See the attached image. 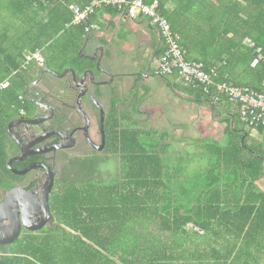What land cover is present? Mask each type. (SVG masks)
I'll return each mask as SVG.
<instances>
[{"label":"trees","instance_id":"trees-1","mask_svg":"<svg viewBox=\"0 0 264 264\" xmlns=\"http://www.w3.org/2000/svg\"><path fill=\"white\" fill-rule=\"evenodd\" d=\"M93 1L0 0V84L11 81L0 89L4 189L17 178L8 168L16 146L10 123L32 110L26 93L38 66L24 69L28 54L42 49L51 65L83 71L93 60L82 48L102 26L100 18L129 13L127 7H98L74 24L71 5ZM160 12L182 35L189 61L216 68L217 82L264 90V60L255 63L260 48L264 54V0H161ZM92 24L97 28L88 31ZM161 40L158 59L166 50ZM153 75H175V94L209 108L225 124L222 136L176 139L170 128L148 127L115 108L117 174L103 177L105 161L99 178L85 163L65 175L51 196L54 226L0 245V264H264V144L253 143L240 105L215 87L186 83L178 71L154 69ZM144 89L138 104L151 92Z\"/></svg>","mask_w":264,"mask_h":264},{"label":"flooded vegetation","instance_id":"flooded-vegetation-1","mask_svg":"<svg viewBox=\"0 0 264 264\" xmlns=\"http://www.w3.org/2000/svg\"><path fill=\"white\" fill-rule=\"evenodd\" d=\"M95 31L92 36L99 41L84 44L82 54L93 60L88 68H92L96 76L84 77L88 68L82 71L74 64L46 62L32 72V84L26 93L32 110L12 120L16 121L13 132L21 140L18 142L12 137L16 146L10 160L19 158L12 167L17 171H29L15 173L17 178L11 188L0 186V203L8 190L24 188L31 196L25 206L19 203V210L25 208L28 225L38 228L41 222L47 221L38 229L23 225L20 237L26 232L54 226L55 219L53 223L48 219L45 198L50 193L51 201L58 181L65 175L85 163L91 165L93 176L99 178L105 161H112L117 130L113 119L115 108L119 116L123 113L131 118L148 117L147 109H158L155 94L138 104L147 79L152 77L153 63L157 59L155 50L138 44L133 53L125 54L129 62L126 64L121 61L122 55L110 51L107 40L98 37ZM126 83L129 86L125 88Z\"/></svg>","mask_w":264,"mask_h":264},{"label":"built area","instance_id":"built-area-1","mask_svg":"<svg viewBox=\"0 0 264 264\" xmlns=\"http://www.w3.org/2000/svg\"><path fill=\"white\" fill-rule=\"evenodd\" d=\"M116 6L129 10L128 16L132 19L139 17L149 18L160 32L165 42L166 50L157 60L156 69L160 73L173 74L178 71L186 83H199L208 90L211 86L223 92L232 102L240 105L242 121L253 130L264 126V90L258 91L247 86H239L229 82H217L218 71L216 68L205 70L204 67L187 59V53L182 45V35L173 29L169 19L160 12L161 0H94L91 5L82 7L72 4L74 10V24L84 23L97 8L103 6ZM97 28L96 24L89 25L87 30ZM259 59L264 60L263 49H259ZM47 62L44 50L37 49L28 54L24 69L35 63L38 67ZM18 73V72H16ZM11 81L7 80L0 84V89H7ZM26 110L23 109L22 113ZM198 229V228H196Z\"/></svg>","mask_w":264,"mask_h":264},{"label":"crops","instance_id":"crops-1","mask_svg":"<svg viewBox=\"0 0 264 264\" xmlns=\"http://www.w3.org/2000/svg\"><path fill=\"white\" fill-rule=\"evenodd\" d=\"M100 21L102 26L99 27L98 31L96 30L97 33H99L97 36L106 39L109 43L108 49H110V51H112L115 55L117 53L122 55L121 57H123V60L121 61L126 62V64H129V62L128 59L125 58V54L128 52L133 53L135 51V46L138 44L147 50H155L156 53H158L160 48L164 49V44L161 40L159 32L145 17L133 20L129 18L128 15H124L116 19L106 15L105 17H101ZM92 41L98 42L99 38L92 36ZM157 60L158 58L153 63V69L151 71L152 77L148 78L145 83V87L151 90L145 99L147 100L150 95L153 96L154 94L157 97L156 99H158V95L161 94V99H163L165 106H167L163 107L158 105L156 114L158 113V116L164 117L168 120L169 125H174L177 122L170 121L169 119L172 117L181 118V116L176 115L175 110L178 111L180 108L187 109L186 113H189L188 116L191 115V117L187 118L188 120L184 118L182 120L180 119L181 121L179 120L178 124L187 125L189 127L191 126V129L193 128L194 130H197V134L221 137L225 129V124L213 119L211 111H208L209 108L197 107L192 101L182 99L175 94V90L172 85L177 84L180 81L175 75L169 77L168 79L153 75V71L157 66ZM159 79L162 83H157V80ZM124 85L125 88L129 86L127 83ZM158 85L160 88H157ZM143 92H145V89H143ZM167 109H169V111H166ZM232 109L235 110V106H233ZM150 111L149 113L151 114H148V117L151 115L153 116V112ZM198 125L205 126V129L198 128ZM250 135L253 143L256 142L260 145L264 144V129H252L250 130ZM259 186L264 191V176L259 181Z\"/></svg>","mask_w":264,"mask_h":264},{"label":"water","instance_id":"water-1","mask_svg":"<svg viewBox=\"0 0 264 264\" xmlns=\"http://www.w3.org/2000/svg\"><path fill=\"white\" fill-rule=\"evenodd\" d=\"M92 41V35L88 37L86 41V45H88ZM90 58V57H89ZM95 60V58H92ZM88 74H92L93 77L96 76L94 70L92 68H88L85 72L84 77L88 76ZM16 121H13L10 124V134L14 137L15 140L21 142V140L14 134L13 126ZM19 158H13L8 162V168L12 170L14 173L26 174L29 170L25 171H17L13 169L12 165L18 161ZM49 194H46L45 198V208L48 212V219L51 223L54 222V215L51 211L50 202H49ZM31 196V192L27 191L24 188H12L7 191L5 195V199L2 203H0V244L8 245L15 243L20 238V233L22 226L24 225L28 229H38L44 227L45 221L41 222L38 225V228H33L28 225V217L26 216L25 208L23 210H19V203L25 206L28 198ZM21 215L23 217H21Z\"/></svg>","mask_w":264,"mask_h":264},{"label":"rangeland","instance_id":"rangeland-1","mask_svg":"<svg viewBox=\"0 0 264 264\" xmlns=\"http://www.w3.org/2000/svg\"><path fill=\"white\" fill-rule=\"evenodd\" d=\"M157 83H162V82L159 79V80H157ZM157 88H160L159 85H158ZM158 96L159 97L157 99V105H161L163 107H167V106H165V103H164L163 99H161L162 98V95L159 94ZM147 110L148 111L151 110L150 112H153V116L151 115L150 117H146L145 115H141V116H138L137 115L138 117L136 116L135 118L138 119V120H140V121H142V123H144L148 127L170 128L171 131H172V133H173V135H175L176 139H182V136L185 135V133L188 136H190V137H192V136H194V135L197 134V130H194L193 128L191 129L190 128L191 126L189 127V126L186 125L188 128H184V125L183 124H178V122H179L180 119L182 120L184 118V119L188 120L187 118L191 117V115L188 116L189 113H186L187 109H181L180 108L178 111L175 110L176 111V115L181 116V118H177V117L170 118L169 119L170 121L177 122L174 125H169L168 124V120H166L164 117L158 116L159 114L158 113L156 114V112H157L156 109L153 108V109H147ZM166 111H169V109H167ZM208 111H209V109H208ZM198 128L205 129V126H201V125L199 126L198 125ZM117 169H118V166H117L116 162L111 161L102 170L103 171L102 172L103 173V177L104 178H112V177H114L117 174Z\"/></svg>","mask_w":264,"mask_h":264}]
</instances>
